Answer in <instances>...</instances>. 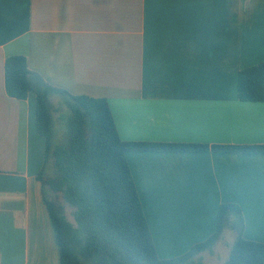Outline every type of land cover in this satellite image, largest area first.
I'll return each instance as SVG.
<instances>
[{"label": "crops", "instance_id": "obj_1", "mask_svg": "<svg viewBox=\"0 0 264 264\" xmlns=\"http://www.w3.org/2000/svg\"><path fill=\"white\" fill-rule=\"evenodd\" d=\"M16 55L53 87L105 99L124 142L264 146V100L237 88L241 70L264 63V0H0V264H60L35 95L5 89ZM126 158L160 259L212 236L224 203L264 244V154Z\"/></svg>", "mask_w": 264, "mask_h": 264}, {"label": "trees", "instance_id": "obj_2", "mask_svg": "<svg viewBox=\"0 0 264 264\" xmlns=\"http://www.w3.org/2000/svg\"><path fill=\"white\" fill-rule=\"evenodd\" d=\"M5 89L25 100L35 95V124L45 140V161L39 178L60 248V264H203L198 256L212 252L227 229L235 233L225 264H264V244L243 237L244 218L231 203L220 205L214 234L183 256L157 255L139 194L133 181L128 152H207L264 154V146L173 145L124 142L119 138L108 102L72 95L48 84L33 72L25 56L8 57ZM240 100H264V63L238 74ZM59 97L68 108L66 143H53L51 101ZM50 171V174H49ZM67 208L74 220L66 215Z\"/></svg>", "mask_w": 264, "mask_h": 264}, {"label": "rangeland", "instance_id": "obj_3", "mask_svg": "<svg viewBox=\"0 0 264 264\" xmlns=\"http://www.w3.org/2000/svg\"><path fill=\"white\" fill-rule=\"evenodd\" d=\"M56 100L57 101H53V104L54 107L59 108V110L54 113L55 134L53 138V143L56 145H61L66 143L67 140L66 119L68 117L69 110L63 104V100L61 98L58 97L56 98ZM70 212L71 210L67 208V218L71 221V223H74ZM234 239V232L227 230L224 234L222 243L217 244L216 251L212 255H207L206 260L208 261H206V264H225L229 257V253L234 243Z\"/></svg>", "mask_w": 264, "mask_h": 264}]
</instances>
